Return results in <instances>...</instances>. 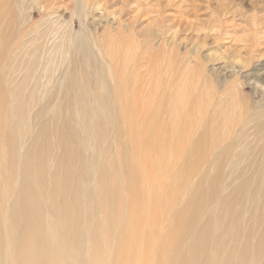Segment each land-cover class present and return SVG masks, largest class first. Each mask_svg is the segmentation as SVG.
<instances>
[{
	"label": "rangeland",
	"instance_id": "1",
	"mask_svg": "<svg viewBox=\"0 0 264 264\" xmlns=\"http://www.w3.org/2000/svg\"><path fill=\"white\" fill-rule=\"evenodd\" d=\"M53 1L48 13L47 0H0V100H6L0 115L6 102L13 114L8 125L0 118V138L13 136L0 178H7L11 158L17 171L0 189L4 251L23 232L30 210L42 214L41 254L68 250L67 264H77L76 251L86 259L95 250L93 264H118L115 240L124 229L119 219L107 235L103 229L98 191L108 184L100 167L130 148L116 131L122 101L127 107L138 101L153 114L166 110L156 102L165 96L178 104V114L191 111L193 136L208 134V152L147 158L130 179H148L143 196L155 206L154 234L137 250L135 264H264V0ZM172 122L165 123L169 132ZM30 152L42 173L24 185L20 171ZM69 172L76 182L51 197ZM126 178L118 175L121 183ZM40 184L43 190L29 196ZM244 184H250L247 194ZM75 190L90 214L79 231H99L97 242L91 236L78 250L68 246L73 227L64 229L49 209L50 200L69 201ZM17 195L25 198L23 208L13 204ZM177 227L174 245H162ZM205 234L209 245L194 255V239ZM1 260L22 264L10 254Z\"/></svg>",
	"mask_w": 264,
	"mask_h": 264
},
{
	"label": "bare ground",
	"instance_id": "2",
	"mask_svg": "<svg viewBox=\"0 0 264 264\" xmlns=\"http://www.w3.org/2000/svg\"><path fill=\"white\" fill-rule=\"evenodd\" d=\"M47 1L48 4L44 5L43 12L49 13L50 9L53 8L55 4L53 0ZM81 10L82 9L80 7L78 12L81 13ZM3 42L4 40L0 39V43L3 44ZM81 42L82 40H80V43ZM3 54H5V50H3ZM51 67L53 66L51 65ZM158 87L160 89L163 88V86ZM165 88L167 89V87ZM162 90L164 94L165 91L164 89ZM171 100L172 98L165 96L164 101L157 99L156 102L159 105L164 106L166 110H162L160 113L153 114H150L149 110H144L139 105L138 101H135L132 104L126 102L128 103L126 104L128 107L124 106L125 101H122L123 114L120 117V121L116 120V128H118L116 131L117 133L123 132L125 134L130 148L125 150V154H119V152L116 153V159H118L117 162L114 159L110 161L107 168L103 167V165L100 167L101 175L105 177L108 184L107 190L98 191V194L101 195L103 200L101 202L100 208L101 214L105 217L106 227H103V229L106 230V233H104L107 235L110 230L109 227L114 222H117L118 219L120 228L124 229L118 233L115 240L114 256H116V261L118 264H135L137 250L139 252L144 251L147 247L148 240L151 238V235L154 234L155 225L154 223H150V220L155 214V206L154 203H152V205L151 201L148 200L150 196L144 197L142 191V187L148 182V179H144V183L139 182L138 180H134L133 182L130 181V179H132L135 174L139 173L140 169H142L141 166H143L145 160L151 157L160 158L161 156L177 157L178 155L195 154L204 156L208 152V134L205 137L199 136L194 138L192 125L195 123V121L191 119L193 117L191 111H187L184 114H178V104L176 102H171L170 104ZM5 101V99H2L0 100V103ZM5 105V111L3 110L4 113H2V116L0 115V118H3L4 123L8 125L11 122V118H13V114L11 116L9 113V110L7 109V102ZM17 106L19 110L18 115L22 114L19 120L20 122L24 121L22 107L20 104ZM2 108L3 106L0 104V112ZM151 116L153 118H151ZM171 121H173L171 124L173 131L169 132L168 129H166L165 123H170ZM187 125L191 128H187ZM11 138H13V136L8 134L6 137L0 138V159H5L8 157V150L9 148L11 150L12 147L9 143ZM70 152L72 153L71 150ZM33 157V153L30 152V155L27 156L22 162L23 168L22 171H20V180L24 185H27V183L30 182L34 177L39 178L42 173L41 163L36 162ZM80 158H82V156ZM33 162L36 165V172H33L32 170ZM128 162H133V165H129ZM7 171V178L4 180L0 178V189L6 188L17 172L14 171L12 158L8 162ZM153 173L155 174L156 171H151V177L153 176ZM119 174H125L127 176L125 183L119 182ZM74 182H76L75 178L72 173L69 172L67 175L60 178L57 183L55 182L56 187L51 192V197L54 198L60 194H63V192L67 191ZM242 186V191L247 194L250 184H244ZM27 188L29 189L28 186ZM42 190L43 188L41 184L36 185L34 188H31L28 191L29 196H32L38 191L41 192ZM255 192V186L251 187V191H249L251 200L253 199ZM80 194V190H75L72 198L69 201L62 199V201L55 202L54 200H50L49 204L50 212L58 216V220L62 221L64 229H67L70 226L73 227L75 234L71 237L68 246L77 248V250L80 248L79 246L82 241L85 243V241L92 236L93 238H91V241L97 242L99 237V231L96 230L94 232V229L92 232L87 229L85 232L84 230L82 232L79 231L83 227L84 223L86 222L87 224L90 219L89 212H86L82 208L79 199ZM4 199L5 197L0 199V205H2ZM24 200L25 198L22 197V195H17L13 204L17 209L23 208L22 206H24ZM98 204H100L99 200ZM40 206L44 205L41 204ZM84 212L85 216L83 214ZM123 212L126 213V219L121 220L120 217L122 216ZM24 214L26 215L25 228L20 236H18L16 243L12 244L13 246H11L10 250L7 251L10 254V257L14 258V256H17V259L22 264H42L46 262L49 264H67V258H70L69 255H72L68 252V250L66 251V256L60 255L59 251H56V254H52V256L43 255V253L41 254V252L37 250L38 240L41 234L39 226L37 225V220L42 214L35 215L30 210H24ZM262 215H264V213ZM194 225L196 226V223L187 224L186 228H193ZM179 229L180 227H177L176 229L170 231L162 245H174L175 234ZM62 238H64L63 235ZM209 243L210 238L208 234H205V236L201 237L200 239H194L191 246L192 250L194 251V255L201 254V252L207 248ZM4 249L5 245L3 239L0 236V264H5V262L1 260L2 257L5 259L9 257V254L5 252ZM97 256L98 253L94 250L90 258L87 257L86 259H83L84 257L81 255V253L76 251L72 260L77 264H93V260Z\"/></svg>",
	"mask_w": 264,
	"mask_h": 264
}]
</instances>
